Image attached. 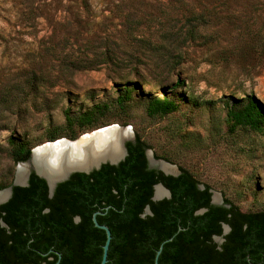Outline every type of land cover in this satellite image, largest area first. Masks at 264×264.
I'll use <instances>...</instances> for the list:
<instances>
[{
    "label": "rangeland",
    "instance_id": "1",
    "mask_svg": "<svg viewBox=\"0 0 264 264\" xmlns=\"http://www.w3.org/2000/svg\"><path fill=\"white\" fill-rule=\"evenodd\" d=\"M165 97L177 109L148 116ZM248 98L264 109V0H0L4 189L17 166L10 137L31 149L53 132L68 139L66 113L105 104L99 128L139 137L154 167L189 171L242 212L264 210V127L232 131L227 118Z\"/></svg>",
    "mask_w": 264,
    "mask_h": 264
},
{
    "label": "trees",
    "instance_id": "2",
    "mask_svg": "<svg viewBox=\"0 0 264 264\" xmlns=\"http://www.w3.org/2000/svg\"><path fill=\"white\" fill-rule=\"evenodd\" d=\"M130 99L125 89L117 98L118 109ZM176 109L172 99L154 98L146 113L163 117ZM107 111V105L95 104L76 115L66 113L60 134L74 140L80 132L102 127ZM227 118L232 131H263L264 109L254 98L230 109ZM59 137L53 132L47 140ZM8 144L14 164L28 161L27 141L10 137ZM125 147L127 155L118 165L74 173L52 196L33 172L26 187L13 186L0 206V264H100L106 233L95 226L96 213L98 224L111 232L106 264H264V210L242 212L227 199L211 204L209 187L201 188L189 171L166 176L149 168L148 146L139 137ZM157 183L170 198L152 201ZM146 207L151 214L142 217ZM201 209L205 212L197 214ZM223 224L230 230L218 245L213 236L222 234Z\"/></svg>",
    "mask_w": 264,
    "mask_h": 264
},
{
    "label": "bare ground",
    "instance_id": "3",
    "mask_svg": "<svg viewBox=\"0 0 264 264\" xmlns=\"http://www.w3.org/2000/svg\"><path fill=\"white\" fill-rule=\"evenodd\" d=\"M129 133L119 128H106L96 133L85 134L74 143L66 141L40 149L34 157V166L49 181L58 179L67 171L85 170L100 161L116 160L122 155L123 146ZM167 173H172L171 166L158 164ZM26 168V167H25ZM165 195L161 188L155 189V197ZM4 194L0 195V200Z\"/></svg>",
    "mask_w": 264,
    "mask_h": 264
},
{
    "label": "water",
    "instance_id": "4",
    "mask_svg": "<svg viewBox=\"0 0 264 264\" xmlns=\"http://www.w3.org/2000/svg\"><path fill=\"white\" fill-rule=\"evenodd\" d=\"M106 128H119V129H122L120 128L119 126L117 125H111V126H107V127H103V128H99L97 130H94L90 133H96V132H99L101 130H104ZM129 132V131H128ZM80 138V137H79ZM79 138H77L76 140H68V139H58V140H55V141H52V142H47L43 145H40V146H37V147H34L31 149L30 151V157L28 159V161L26 162H22V163H19L17 164L16 166V171H15V175H14V179H13V182L11 184V186H9L8 188L6 189H3L0 191V195L1 194H4V197L2 198V200H0V206H2L3 204H5L9 198L11 197V194H12V187L13 186H20V187H26L28 185V181H29V177H30V174L31 172H33L35 175H37L38 177L42 178L45 180L46 184H47V188H48V193L50 196L53 195L54 193V190L56 188V186L61 183V182H64L66 180L69 179V177L74 174V173H84V174H90L92 173L93 171L95 170H98L102 165L104 164H109V165H118L120 162H122L126 155H127V150H126V147H125V144L126 142L128 141H132V135L130 134L128 139L125 141L124 145L123 146V152H122V155L117 158L116 160H107V161H100L98 162L97 164L93 165V166H90L88 167L87 169L85 170H78V169H73V170H70V171H67L66 173H64V175L58 179H54L52 181H49L48 178L42 174L40 171H38L36 169V167L34 166V157H35V154L40 150V149H43L45 147H47L48 145H54L58 142H61V141H66V142H69V143H74L75 141H77ZM150 155L147 154V159H148V162H149V167L150 168H153L154 167V163L153 161L150 159L149 157ZM166 165H169L171 166L170 164L166 163V162H162ZM26 167V168H25ZM31 168L32 171L29 172L28 168ZM172 169H173V172L172 173H167L165 171H163L160 167V165H157L156 169L160 172H162L164 175H172V176H178L180 174V171H178L174 166H171ZM161 188L165 191V195L160 197V198H157L155 197V189L156 188ZM201 188H203V186H200ZM153 196H152V201H159V200H162V199H168L170 198V192L168 189H166L161 183H157L153 186ZM211 204H214V205H222L223 202L218 200L216 201L214 198H211ZM205 212V209H201L199 211H197V214H202ZM97 214V213H96ZM96 214H94L93 216V221H94V224L96 227L102 229L105 231L106 233V242L103 246V255H102V259H101V263L100 264H106L107 262V251H108V247H109V243H110V239H111V232L110 230L108 229V227L104 226V225H100L98 224L97 220H96ZM151 214L150 212V209L149 207H146L142 213V217H145L147 215ZM230 228L228 225L226 224H223L222 225V234L220 236H213V241L215 243H217L218 245H220L223 241H224V236L229 232ZM160 253V251H158V254ZM156 264L157 261L155 262Z\"/></svg>",
    "mask_w": 264,
    "mask_h": 264
},
{
    "label": "flooded vegetation",
    "instance_id": "5",
    "mask_svg": "<svg viewBox=\"0 0 264 264\" xmlns=\"http://www.w3.org/2000/svg\"><path fill=\"white\" fill-rule=\"evenodd\" d=\"M146 155V154H145ZM146 160H147V166L149 167V162H148V159H147V155H146ZM150 168V167H149ZM154 169H156V167H153ZM153 168H151V169H153ZM157 170V169H156ZM158 171V170H157ZM162 173V172H161ZM163 174V173H162ZM166 176H172V175H166ZM153 192H154V190H153ZM152 196H153V194H152ZM151 199H152V197H151ZM77 220V219H76Z\"/></svg>",
    "mask_w": 264,
    "mask_h": 264
}]
</instances>
